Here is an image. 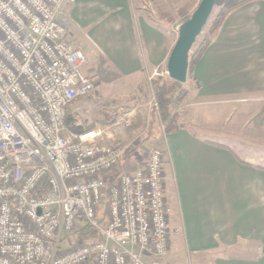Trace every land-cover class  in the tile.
Returning <instances> with one entry per match:
<instances>
[{
	"label": "built area",
	"instance_id": "1",
	"mask_svg": "<svg viewBox=\"0 0 264 264\" xmlns=\"http://www.w3.org/2000/svg\"><path fill=\"white\" fill-rule=\"evenodd\" d=\"M72 3L0 0V264H176L161 151L107 181L127 146L68 126L94 89Z\"/></svg>",
	"mask_w": 264,
	"mask_h": 264
},
{
	"label": "crops",
	"instance_id": "2",
	"mask_svg": "<svg viewBox=\"0 0 264 264\" xmlns=\"http://www.w3.org/2000/svg\"><path fill=\"white\" fill-rule=\"evenodd\" d=\"M144 9L132 0H73L64 16L87 63L102 60L130 95L166 70L177 38ZM191 81L199 87L178 129L163 134L157 111L148 109L158 123L151 136L162 153L170 228L177 231L168 256L176 264H264V143L239 132L243 120L264 130V0L225 16Z\"/></svg>",
	"mask_w": 264,
	"mask_h": 264
},
{
	"label": "rangeland",
	"instance_id": "3",
	"mask_svg": "<svg viewBox=\"0 0 264 264\" xmlns=\"http://www.w3.org/2000/svg\"><path fill=\"white\" fill-rule=\"evenodd\" d=\"M199 1L200 0H132V3L135 7H144L146 14L152 15L154 18L162 21V23L170 24L169 26L175 38L179 25L186 18H189ZM229 1L230 0H218L216 2V6L212 16L209 18L207 27L196 39L193 46L194 50L205 34L208 33L211 22L213 21L212 19L215 17L216 13ZM249 2L250 1L243 3L242 5ZM180 7H184L186 11L184 16H177V9ZM166 15L172 16L174 20L172 22H166L163 18L164 16L166 18ZM84 72L92 79L94 89L88 97L81 99L75 105L73 110L78 111V114L68 111L67 122H75L78 127L77 130L89 124L94 127L93 129L98 128L102 130V139L104 142L126 145L125 157L116 169L123 172L133 171L139 167L144 151L148 148L157 147L151 135L154 129H158V123L156 124L154 122L151 115H149L151 126L146 129L148 109L151 107L150 101L156 85L171 81V78H169L165 69L158 70L156 74L145 80L146 82L144 85L138 86L139 91L130 95L128 83L122 81L120 77L114 76L111 73L109 74V68L102 60L97 59L92 64L88 62ZM181 87L188 90L187 98L179 102L174 98L176 96H174L172 102L169 104V110L172 113H177L181 120L184 121L183 116L186 115L188 106L190 107L192 104L190 95H192L197 88L195 82L191 81L190 76H187L186 81L182 83ZM175 91H178V89ZM212 108L213 106L208 107V109ZM236 116H232L231 121H233V119L235 120ZM215 123L221 124V122H218V119ZM197 131L208 138H216L219 140V138L210 131L208 132L200 128H198ZM228 131L232 135L236 133L234 128H230ZM239 132L242 133V137L255 138L264 143V130L250 127L244 120L242 131L239 130ZM261 148L264 149V144ZM259 162L264 164V161ZM103 210L104 205H101L99 212ZM168 259L173 260L174 263L175 261L178 263L176 258L168 256Z\"/></svg>",
	"mask_w": 264,
	"mask_h": 264
},
{
	"label": "trees",
	"instance_id": "4",
	"mask_svg": "<svg viewBox=\"0 0 264 264\" xmlns=\"http://www.w3.org/2000/svg\"><path fill=\"white\" fill-rule=\"evenodd\" d=\"M248 1H251V0H230L229 2H227L222 7V9H220L216 13L215 17L212 19L213 21L211 22V27L209 28L208 33L205 34V36L202 38V40L195 47V50H194L193 46L196 42V40H195V42L193 43V45L189 51L187 76H190V78H193V69H194L195 63L197 62V60L202 55V52L204 51L206 46L214 38L218 28L220 27V25L223 22L227 13L229 11H231L232 9H235L236 7L242 5L243 3H246ZM215 6H216V4H215ZM215 6H214V8H215ZM213 11H214V9H213ZM213 11H212L211 15L209 16V18L212 16ZM185 12L186 11H185L184 7H180L177 9V16H184ZM163 18L166 20V22H172L174 20V18L170 15L169 16L166 15V18H165V16ZM209 18H208L206 24L204 25V27L202 28L201 32L207 27ZM187 19L188 18H186L185 20H187ZM198 36L196 37V39L198 38ZM181 86H182V83H179V82L171 79V81H168L166 83L163 82L160 85H156V87L154 88L153 97H154L155 102L157 104V114L159 115L160 122L163 125L164 134H168L171 131L178 129L181 126V124L184 122L183 120H181L180 116L177 113H172L169 110V104L172 102V99L174 96H176L174 98L177 99L179 102H181L187 98L188 90L182 88ZM195 86H196V88H198L199 83L195 82ZM176 89H178V91H175ZM66 118H68V115L66 116ZM67 123H68V126L70 128L77 130L78 127L75 124V122H71V123L67 122ZM93 128H94L93 126L88 124L85 127H81L78 130L87 131V130H92ZM131 154H133V153H131ZM124 157H125V154L121 158L119 164L124 159ZM119 164L114 168V170L112 172H110L107 175V177H106L107 181L113 180L118 174L123 172L121 170L116 169L119 166Z\"/></svg>",
	"mask_w": 264,
	"mask_h": 264
},
{
	"label": "water",
	"instance_id": "5",
	"mask_svg": "<svg viewBox=\"0 0 264 264\" xmlns=\"http://www.w3.org/2000/svg\"><path fill=\"white\" fill-rule=\"evenodd\" d=\"M218 0H200L187 20L178 27L177 38L166 61V72L174 81L184 83L187 78L189 51L201 33Z\"/></svg>",
	"mask_w": 264,
	"mask_h": 264
}]
</instances>
